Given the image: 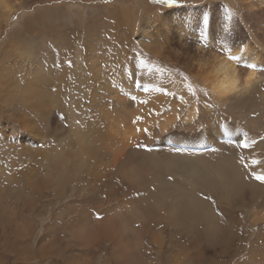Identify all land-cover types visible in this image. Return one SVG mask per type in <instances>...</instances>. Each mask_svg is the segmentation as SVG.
I'll return each mask as SVG.
<instances>
[{
	"label": "bare ground",
	"instance_id": "obj_1",
	"mask_svg": "<svg viewBox=\"0 0 264 264\" xmlns=\"http://www.w3.org/2000/svg\"><path fill=\"white\" fill-rule=\"evenodd\" d=\"M28 1L0 0V15L7 17L17 3L26 6ZM229 3L237 7L247 20L257 37V43L248 38L244 27L241 23L238 24L235 18L232 26H226L225 20L220 17L214 19L210 29L212 33H207L205 40L215 43L217 38L225 36L227 31L233 29L231 31L233 43L240 42V45L226 57L242 73L254 72L259 79L251 91L243 97L221 100L208 92L216 104L224 108H228L230 103L239 99L255 100L258 94L260 103L250 109H260L256 108L257 106L264 108V93L260 91L264 84V0H229ZM141 9L142 13H149L147 5H142ZM110 13H116L117 18L121 19L119 20L121 24L127 22L132 26L138 11L136 6H123ZM177 20H173L170 13L164 16L155 14L153 22L156 30L153 36L148 38V42L142 43L155 56L178 62L179 58L176 57L182 56L179 53L174 54L173 58L165 56L164 45L161 42L163 36L169 35H167L168 29L177 31V43L181 44L182 52L185 50L193 52L188 54L184 52L186 54L183 58L184 62L179 63H183L182 67L189 76L208 90L206 83L213 79L216 73L225 71L210 57L222 56L212 53L211 49L207 51L203 50V47L199 48L196 44L199 43V39L195 37L199 34L198 31L196 32L198 25L193 29L190 25L185 26L186 23L180 16ZM149 21L144 28L147 36L151 34L148 29L151 24ZM255 44H259L260 48H256ZM32 56L39 64L34 65V62L32 70L31 68L28 70L38 83L35 85L29 81L33 78L26 77L25 84L21 85L17 80L10 81V77L3 76L6 79L0 78V82L8 85H4L5 90L0 85V92H4L2 99L9 105L13 104L14 99L13 96H9L10 94L7 95L6 90L19 91V103L26 104L36 114V118L31 119L24 112L20 113L21 124L36 137H43L49 125L55 121L53 109L56 99L50 86L53 83L51 69L46 75V70L40 64L37 54ZM229 56H236L237 59L230 60ZM94 57H90L91 63L88 66L94 70V73L96 72L94 78L98 79L102 66L99 64L101 67H97L98 58ZM240 61H242L241 65H239ZM248 64L255 67L247 68ZM152 70L154 71V68ZM10 73L12 75L9 76L12 77L14 74ZM159 78L157 84L165 82L163 76ZM103 87L107 85L103 84ZM185 95L187 92L184 93ZM116 97V106L121 107V113L127 112L125 115L122 114V121L126 124H119L121 115L114 117L113 114L106 113L107 118H110L106 125L79 127L70 136L68 134L66 136L67 131L64 130L59 133L60 130L56 127L55 132L49 133L57 137L65 135L66 139L71 140L64 142L69 148L64 151L59 150L55 154H52L48 148L36 149L33 153L34 162L29 163L24 174L20 176L26 181V185L39 194L38 201L34 200L33 206L29 204L24 206H29L33 210L32 207L43 200V206L37 211L38 218H42L40 215L43 216L46 208H49L48 204L52 208L56 204L57 197L67 198V194L72 191L74 192L70 194H77L85 201V205L80 209L79 206H69L60 215L62 217L60 224L46 225L47 233L37 237L38 253L34 259L38 262L51 259L52 264H96L104 247L108 248V254L105 256L106 264H159L155 263L152 251L161 253L163 264H224L226 262L220 261L223 258L236 257L239 250L237 246L234 251L238 236L235 218L237 211L243 210L252 224L264 220L262 205L264 182L255 177H247L246 171L237 163L236 146L227 139L232 141L239 139L241 144V140L252 141L254 136L250 134L239 136L234 125L235 121H227L224 127L221 120L212 123V109L208 106L211 116L203 131L187 137L184 134L183 136L176 134L175 140L184 144L177 141L178 145L174 144L176 146L159 145L160 147L155 150H145L144 143L139 137L143 134L136 130L141 128L137 126L134 128L129 122L133 111L129 109L127 100L118 94ZM93 98L96 101L99 99L97 89L93 92ZM151 98H154V101L146 99L149 109L154 105L160 106L164 96L157 93ZM3 100L0 102L3 103ZM194 102L185 118L181 122L178 121L179 128L186 124L200 123V120L198 122V118L196 119L197 111L194 107L196 102ZM175 108H177L176 104L172 108L176 113ZM259 118L264 119V113ZM175 121L176 115H165L159 132L162 133L170 124H175ZM262 127L264 125L260 129ZM148 139H152V135H149ZM248 152L250 158L264 155V139L257 140L255 145L248 148ZM254 168L257 173L262 174L264 160ZM36 173L40 175L36 176ZM114 176L118 177V182ZM74 182L77 184L74 185ZM83 188L88 193L86 197V193L84 196L80 194ZM100 188L105 190L106 195L102 203H96L94 211L89 208L91 202L87 201L88 195L101 193ZM212 193L222 204L223 220L225 224L231 225L230 228L223 224L222 216L220 217L212 207ZM29 196L28 194L25 202L34 199ZM44 201L48 204H44ZM34 225L32 220L22 216L16 250L26 260L30 259L31 250L30 244L25 240L29 241ZM36 225L40 227V220ZM61 230H64L62 238ZM250 255V262L256 260L255 251Z\"/></svg>",
	"mask_w": 264,
	"mask_h": 264
},
{
	"label": "rangeland",
	"instance_id": "obj_2",
	"mask_svg": "<svg viewBox=\"0 0 264 264\" xmlns=\"http://www.w3.org/2000/svg\"><path fill=\"white\" fill-rule=\"evenodd\" d=\"M142 5L149 7V13H142ZM123 6L137 7L136 21L132 23V26L127 22L121 24L119 21L121 19L117 18L116 13H110ZM169 13L173 20H177L180 16L185 21V26L190 25L196 29L198 25L196 32L198 31L199 34L195 37L199 39V43L196 44L199 48L211 49L212 53L222 57L233 52L240 42L233 43L231 32L233 29L227 31L225 36L217 38L215 43L205 40L207 33H212L211 25L217 17L225 20L224 25L226 26H232L233 18H235L236 22L244 27L248 38L257 43V37L251 26L239 9L229 3V0H176V3L172 5L158 3L157 0H29L26 6L17 3L7 17L0 15L3 17L0 18V78L10 77V81L17 80L21 85L25 84L26 77L33 78L28 69L32 70L35 62L32 55L37 54L40 64L46 70V75L51 69L53 83L50 86L51 91L55 93L54 99H56L53 109L55 121L49 125L45 136L36 137L21 124L20 113L24 112L31 119L36 118V114L26 104L19 103V91L17 89L12 92L6 90L7 95L13 96L15 106L5 104L6 101L2 99L4 92H0V100H3V103L0 102V264H52L51 259L45 262H38L34 259L38 253L37 237L47 233V224H60L62 222L60 215L69 206H79L80 209L85 205V201L77 194H70L74 191L68 193L67 198L57 197L56 204L52 208L48 202L44 201L43 203H47L49 208H46L43 216L40 215L42 218H38L37 211L43 206V200L37 206L32 207L33 210L29 207L33 206L34 200L38 201L39 194L35 189L26 185V181L20 176L24 174L29 163L34 162L33 153L36 149L48 148L52 154L59 150L64 151L69 148L64 142L71 141L66 139L67 134L70 136L79 127L106 125L110 121L106 113L113 114L114 117L121 115L119 124H126L122 121V114L125 115L127 112L121 113V107L116 106L117 94L127 100L129 109L133 111L129 122L134 125V128L136 126L141 128L140 133L143 135L139 137L144 143L145 150H155L160 146L167 147L169 144L176 146L174 145H178L176 143L178 140H175L176 134H184L187 137V135L192 136L196 132L203 131L211 116L208 106L212 109V123L221 120L224 127L227 121H235L234 125L239 136L244 137L250 134L254 136L255 141L264 137V127H262L263 130L260 129L264 125V119L259 118L264 113V108L257 106L256 108L260 109H250L260 103L258 94L255 93L257 94L255 100L239 99L230 103L228 108L217 105L210 97L208 90L189 76L182 67L183 63H179L184 62L185 53L193 52L191 50L182 52L181 44L177 43V31L168 29L167 35H169L163 36L161 42L164 45L165 53L163 54L165 56L173 58L177 53L182 56L176 57L179 58L178 62L174 59L168 60L155 56L149 48L144 46L142 42H148V38L153 36L156 30L153 22L155 14L164 16ZM148 20L151 23L148 28L149 34L151 32L149 36L144 33ZM255 45L256 48H260L259 44ZM91 56L98 58L97 67L102 66L98 79L94 78L96 72L94 73V70L88 66L91 63ZM36 64L39 63L35 62L34 65ZM241 64L242 61L239 62V65ZM10 72L14 74L12 77L9 76L12 75ZM160 76H163L165 82L157 84ZM29 81L35 85L38 83V80L34 78ZM103 84L107 87L104 88ZM0 85L5 90L4 85L8 84L3 85L0 82ZM96 89L99 95L97 101L93 98V92ZM110 89H112L111 92ZM260 91L264 93V84ZM185 92L187 95L184 96ZM157 93L164 96L160 106L154 105L149 109L148 102L141 103L151 101V99L154 101L151 97ZM132 97L136 99L133 100ZM194 101L196 102L194 105L197 111L196 119L198 118L197 121L200 120V123L186 124L180 129L177 123L185 118L189 109L193 107ZM174 104L177 106L176 113L172 111ZM165 115H176V123L170 124L160 133L159 128L161 129V121ZM138 116L142 119L133 123ZM56 127L60 130L59 133L63 130L67 131L66 136L58 135L57 137L49 133L55 132ZM145 128L148 129L147 132L143 131ZM149 135H152V139H148ZM227 141L236 146L237 163L242 170L246 171L247 177L256 178L258 175H264V172L257 173L254 168L256 164L252 162L253 160L263 161L264 155L250 158L248 148L242 147L239 139L232 141L228 138ZM214 148L212 144V149ZM32 172L34 174V169ZM38 175L40 173H36V176ZM114 179L119 181L118 177L114 176ZM75 184L77 183L74 182ZM100 189L101 193H90L91 197L88 195L87 201L92 203L89 204V208L94 211L96 203H102L106 195L105 190ZM84 190L83 188V194H80L84 196L86 193V197L88 193ZM28 194L34 199L25 202ZM24 204H29V206H24ZM262 205L264 207V203ZM212 207L220 217L222 216L223 224L230 228L231 225L224 223L222 204L213 193ZM22 216H26L35 224L29 235V241L25 240L30 244L29 260L22 258L16 250V242H19L20 238L18 230H20ZM235 218L238 236L234 251L238 246V254L236 257H225L220 261L226 262L224 264H264V220L252 224L251 219L245 215L243 210L237 211ZM39 220L40 227L36 225ZM60 236L61 238L64 236V230L60 231ZM252 251H255L257 257L256 260L253 259L254 261L250 262ZM107 254L108 248L104 247L96 264H106ZM152 254L155 263L163 264L159 251H152Z\"/></svg>",
	"mask_w": 264,
	"mask_h": 264
},
{
	"label": "clouds",
	"instance_id": "obj_3",
	"mask_svg": "<svg viewBox=\"0 0 264 264\" xmlns=\"http://www.w3.org/2000/svg\"><path fill=\"white\" fill-rule=\"evenodd\" d=\"M210 59L225 69L223 72L216 73L214 78L205 85L212 95L221 100L247 95L259 79L254 72L242 73L235 64L229 62L227 57L213 55Z\"/></svg>",
	"mask_w": 264,
	"mask_h": 264
},
{
	"label": "snow or ice",
	"instance_id": "obj_4",
	"mask_svg": "<svg viewBox=\"0 0 264 264\" xmlns=\"http://www.w3.org/2000/svg\"><path fill=\"white\" fill-rule=\"evenodd\" d=\"M158 3H162V4H167V5H172L174 3H176V0H157ZM229 59L230 60H236L237 57L236 56H229ZM69 65L71 66V62H69ZM247 68H253L255 67L254 65H251V64H248L246 65ZM185 79H187V77H185ZM137 86L139 87L140 85L137 83ZM189 88H191V86H189ZM147 89H145L146 91ZM53 91H55V89H53ZM133 100H135L136 98L135 97H132ZM141 103H146V101H142ZM142 117H136V120L133 121V123H136L137 121L141 120ZM137 131H141V129L137 128L136 129ZM144 132H147L148 129H143ZM261 139H264V137H262ZM256 144V141L255 140H252V141H247V140H241V146L244 147V148H249L251 147L252 145H255ZM243 159V158H241ZM254 164H258L259 161H256V160H253L252 161ZM169 179H171V177H169ZM256 179L264 182V175H258L256 176ZM205 199H211L210 197H205ZM214 203V202H213ZM99 218V217H97Z\"/></svg>",
	"mask_w": 264,
	"mask_h": 264
}]
</instances>
